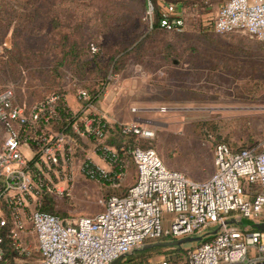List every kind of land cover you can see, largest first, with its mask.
I'll return each mask as SVG.
<instances>
[{
    "label": "rangeland",
    "instance_id": "rangeland-1",
    "mask_svg": "<svg viewBox=\"0 0 264 264\" xmlns=\"http://www.w3.org/2000/svg\"><path fill=\"white\" fill-rule=\"evenodd\" d=\"M222 2L191 0L189 28L176 33L148 29L145 0H0V89L13 87L27 105L57 93L77 101L84 87L98 89V101L111 94L130 112V123L137 116L135 122L154 131L141 145L156 149L167 166L207 179L217 143L264 146V41L243 32L206 31L203 23L213 20ZM92 44L97 54L90 52ZM3 138L0 127V147ZM107 141L79 143V172L54 194L55 211L94 216L103 210L105 196L135 183L137 169L127 151L115 190L82 170L85 160L110 169L104 147L106 153L121 150ZM240 225L256 228L247 218ZM167 258L156 255L147 263Z\"/></svg>",
    "mask_w": 264,
    "mask_h": 264
},
{
    "label": "built area",
    "instance_id": "built-area-1",
    "mask_svg": "<svg viewBox=\"0 0 264 264\" xmlns=\"http://www.w3.org/2000/svg\"><path fill=\"white\" fill-rule=\"evenodd\" d=\"M156 12L154 1L146 0L143 19L149 30L156 27ZM197 17L200 25L199 12ZM189 19L187 9L165 3L158 26L183 33ZM202 26L264 41V0H223L213 20ZM90 52L97 53L98 47L92 44ZM63 97L54 94L27 105L17 100L13 87L0 89V264H110L146 243L202 235L217 227L216 234L190 250L187 264H264V232L225 224L232 217L264 221V146L234 150L217 143L214 171L207 179L167 166L154 148L136 147L135 183L124 194L105 199L96 215L62 217L42 209L46 194L54 198L63 192L64 179L75 182L79 143L95 139L100 144L107 137L109 122L92 111L98 99L87 88L77 91L80 108L71 109L66 124L60 113ZM120 124L125 134L154 136L140 123ZM106 150L102 157L110 169L84 161L82 170L90 178L111 172L116 154L110 157Z\"/></svg>",
    "mask_w": 264,
    "mask_h": 264
},
{
    "label": "trees",
    "instance_id": "trees-1",
    "mask_svg": "<svg viewBox=\"0 0 264 264\" xmlns=\"http://www.w3.org/2000/svg\"><path fill=\"white\" fill-rule=\"evenodd\" d=\"M153 1L157 7L156 20H155L156 27L153 30V31H155V30L160 29L158 25L160 22V9H161L162 4L173 3V4L178 5L179 7H183L186 9V7L188 6V4L191 0H163V1L162 0H153ZM199 1H201L203 3L204 2L206 3V1L208 2V0H199ZM98 52H99V50H98ZM97 53H95V54H97ZM88 90L90 91L93 98H95V99L99 98L98 89L97 90L96 89L95 90L88 89ZM57 94H60V93H57ZM59 102H60V106H61V112L60 113H61V116L63 118V124H66V123H68V119L72 115L71 108L68 106L67 101L64 99V97L61 98V100ZM106 132H107V137L104 139V142L106 140H108L112 146L117 147V149L121 150V152L119 154H116L115 157H113V160L116 159L117 162L114 164L109 175L107 177H102L99 175L98 179L100 181H104L105 183H109V185L112 186L115 190V188H117L120 185V182H119L120 178H118V174H120V172L123 171V167H125L124 158H126V156L124 155V152H126V151L129 152L132 155V159L134 161L132 151L136 147H140V148H152V147H146V146L141 145L142 139L137 137L135 134L123 133L122 132V125L120 123H113V124L107 123ZM145 140H147V139H145ZM92 141H96V140L93 139ZM221 142H225V141H221ZM225 143H227V142H225ZM252 147H255V146H243V147H238L236 149H234L233 147L232 148L234 150H239L242 148H252ZM109 154H110V157H112V152H110ZM130 154H128V155H130ZM134 164H135V161H134ZM91 166L94 167V164H91ZM135 166H136V164H135ZM117 192H118V189H117ZM117 192H112V193L108 194L107 196H105V199H108L112 195H122L125 193V192L124 193H117ZM41 208L44 210L59 214L62 217H65L62 214H60L59 212L54 210V199L48 194H46L44 196V203H43V206ZM194 247L185 248L184 246H173V247L153 246L150 248H144V249H140L137 252L131 254L129 257H126L121 262V264H131L132 261H136V260L140 261V263H138V264H148L147 262L151 257L156 256V255H163V254L168 257L167 259H164L165 261L168 262V264H174V263H176L177 259H182V257H184V256L188 257L190 250H192Z\"/></svg>",
    "mask_w": 264,
    "mask_h": 264
},
{
    "label": "crops",
    "instance_id": "crops-1",
    "mask_svg": "<svg viewBox=\"0 0 264 264\" xmlns=\"http://www.w3.org/2000/svg\"><path fill=\"white\" fill-rule=\"evenodd\" d=\"M67 101V104L73 111H77L80 108V103L78 101H71L68 100V98H65ZM95 114L102 115L109 123H130V120H127L128 109H122V107L119 105L118 101L115 100V96L113 97L111 94L107 95L105 99L102 100H97L95 103V106L93 107L92 110ZM132 115V113H131ZM140 117L134 116L133 117V122L137 121L140 122L139 120ZM132 122V123H133ZM106 163V167H107Z\"/></svg>",
    "mask_w": 264,
    "mask_h": 264
},
{
    "label": "water",
    "instance_id": "water-1",
    "mask_svg": "<svg viewBox=\"0 0 264 264\" xmlns=\"http://www.w3.org/2000/svg\"><path fill=\"white\" fill-rule=\"evenodd\" d=\"M242 219H238V218H235V217H232V218H229L225 221V224L226 225H237V226H241V227H250L251 226H243V225H240V221ZM248 220H251V219H248ZM252 223H253V226H255V230H260V231H263L264 232V221L263 222H256V221H253L251 220ZM219 230V227L215 228L214 230L210 231V232H207V233H204L202 235H197V236H188V237H184V238H181V239H175V240H172V241H153V242H149V243H146L145 245H143L141 248H136L133 250V252L135 251H138L140 249H144V248H150V247H153V246H164V247H173V246H181L185 243H188V242H195V241H199L201 239H203V237H211L213 236L214 234H216ZM132 252V253H133ZM132 253H129V254H132ZM129 254H126V255H121L120 257H118L117 259H115L112 263L110 264H121V262L129 255Z\"/></svg>",
    "mask_w": 264,
    "mask_h": 264
}]
</instances>
